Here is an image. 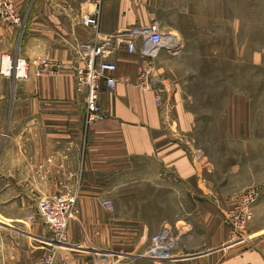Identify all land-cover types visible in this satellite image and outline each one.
Masks as SVG:
<instances>
[{
    "label": "crops",
    "instance_id": "0c3cea01",
    "mask_svg": "<svg viewBox=\"0 0 264 264\" xmlns=\"http://www.w3.org/2000/svg\"><path fill=\"white\" fill-rule=\"evenodd\" d=\"M10 1L22 23L0 19V39L7 52L28 62L30 76L16 83L0 133V263L38 264L52 232L38 216L37 203L74 193L81 229L68 226V240L87 241L93 254L112 260L108 264H264V229L249 226V240L231 241L220 204L226 200L209 168L188 145L170 140L156 102L162 88L135 86L138 52L122 45L109 57L117 84L100 94L104 120L88 123L84 96L75 92L74 68L82 63L76 47L95 40L82 14L98 5L103 38L144 32L153 9L171 6L164 0ZM166 59L161 49L154 81L166 72ZM42 60L56 63L58 71L41 74ZM104 200L113 211L102 207ZM163 229L178 239L171 263L144 256ZM57 254L54 264H95Z\"/></svg>",
    "mask_w": 264,
    "mask_h": 264
},
{
    "label": "rangeland",
    "instance_id": "374dc122",
    "mask_svg": "<svg viewBox=\"0 0 264 264\" xmlns=\"http://www.w3.org/2000/svg\"><path fill=\"white\" fill-rule=\"evenodd\" d=\"M164 1L171 8L153 9L151 14L152 23H158L164 34L162 53L167 54L166 72L155 81L164 94L158 100L165 129L171 141L188 145L195 160L209 168L226 200L220 204L226 207L221 209L230 236L231 214L244 195L255 193L253 217L239 235L241 241L231 237L241 244L249 240V226L264 229V0ZM6 47L0 39V61L2 54H11ZM152 64L155 67L154 60ZM16 83L0 75V133L11 114ZM77 212L75 202L69 227L80 230ZM167 232L166 244L173 245L163 260L171 263L178 239ZM51 241L49 250L39 254L38 264L50 256L54 264L57 251L90 258L95 264L112 261L88 252L95 247L81 239L70 241L67 236L66 242L81 250L65 249L66 244L56 248Z\"/></svg>",
    "mask_w": 264,
    "mask_h": 264
},
{
    "label": "built area",
    "instance_id": "2783aa9c",
    "mask_svg": "<svg viewBox=\"0 0 264 264\" xmlns=\"http://www.w3.org/2000/svg\"><path fill=\"white\" fill-rule=\"evenodd\" d=\"M98 5L82 14L81 21L85 27L95 31V40L81 43L76 47L81 65L74 68L75 92L84 96L87 122L102 121L105 119L103 108L99 103L103 89L111 90L117 84L114 74L117 70L115 63L109 57L116 53L123 45L128 53L138 52L142 62L138 70L135 86L142 90H153L154 67L152 61L157 53L164 48V34L158 23H152L147 30L140 33L115 34L100 38L98 32ZM0 19L15 25H21V17L10 0L0 1ZM138 39L139 42H138ZM138 44L140 47L138 48ZM40 73L53 75L58 71V65L51 61L42 60L39 63ZM0 75L13 82L25 81L30 76L29 64L18 55L4 53L1 55ZM125 82V79L122 80ZM156 102H159L156 98ZM255 193L244 195L240 206L231 214L233 227L232 236L235 241H241L240 234L253 217L252 205ZM76 202L74 195L64 194L55 197L43 198L38 202L37 213L43 223L51 229L53 240L51 244L62 248L67 242L68 226L72 217V208ZM104 208L113 211L110 200L101 201ZM231 236V237H232ZM168 232L162 230L152 239L148 250V257L163 260L169 256V249L173 245L168 243ZM54 258L49 257L41 264H53Z\"/></svg>",
    "mask_w": 264,
    "mask_h": 264
},
{
    "label": "bare ground",
    "instance_id": "6f19581e",
    "mask_svg": "<svg viewBox=\"0 0 264 264\" xmlns=\"http://www.w3.org/2000/svg\"><path fill=\"white\" fill-rule=\"evenodd\" d=\"M66 247H69V246H66ZM88 250L92 251V252H90V253H92V254L95 252L94 250H91V249H88ZM88 250H87V251H88ZM108 254H109V253H108Z\"/></svg>",
    "mask_w": 264,
    "mask_h": 264
},
{
    "label": "water",
    "instance_id": "95a60500",
    "mask_svg": "<svg viewBox=\"0 0 264 264\" xmlns=\"http://www.w3.org/2000/svg\"><path fill=\"white\" fill-rule=\"evenodd\" d=\"M88 252H92V251L89 250Z\"/></svg>",
    "mask_w": 264,
    "mask_h": 264
}]
</instances>
